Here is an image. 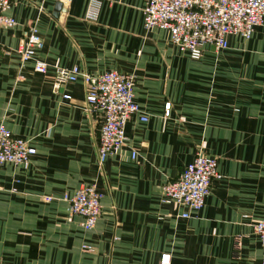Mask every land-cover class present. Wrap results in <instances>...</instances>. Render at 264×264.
Instances as JSON below:
<instances>
[{
	"label": "crops",
	"instance_id": "crops-1",
	"mask_svg": "<svg viewBox=\"0 0 264 264\" xmlns=\"http://www.w3.org/2000/svg\"><path fill=\"white\" fill-rule=\"evenodd\" d=\"M58 1L11 0L17 24L0 28V123L36 148L28 167L0 168V262L159 264L168 253L169 264H261L253 224L264 211V25L193 58L166 29L144 27L146 0H100L94 19L89 0L56 15ZM30 25L44 39L37 56L47 73L17 52ZM74 65L133 74L147 117L127 120L122 147L102 163L85 82L54 86L56 68ZM198 152L217 157L221 177L182 217L162 185ZM88 183L101 193L90 229L66 197Z\"/></svg>",
	"mask_w": 264,
	"mask_h": 264
},
{
	"label": "built area",
	"instance_id": "built-area-1",
	"mask_svg": "<svg viewBox=\"0 0 264 264\" xmlns=\"http://www.w3.org/2000/svg\"><path fill=\"white\" fill-rule=\"evenodd\" d=\"M61 1L64 6L72 2ZM99 4L100 0H89L87 17L96 18ZM10 6L11 0H0V28L2 25L17 24V20L8 13ZM142 15L145 28L157 26L166 29L172 44L197 58L206 44L215 50L227 48L231 34L250 38L256 26L264 25V0H146ZM43 47L44 39L37 27L30 25L17 47L22 64L32 61L36 71L47 73L49 63L37 56ZM134 77L116 69L90 72L77 65L56 68L54 86L57 89H63L67 82L79 78L85 82L87 108L101 118L97 143L100 163L120 150L126 138L125 123L132 115L141 120L147 118L133 97ZM63 96L70 98L71 94L63 92ZM164 109L165 115H168L169 102L165 103ZM35 152L36 148L29 139L0 123V168L6 162L28 167ZM220 177L217 157L198 152L182 166L176 177L163 183L162 189L167 198L186 208L180 216L188 217L190 211H198L203 206L212 181ZM66 197L70 212L82 217L86 229L92 228L101 212V193L97 186L94 183L84 184ZM253 232L258 237L261 264H264V211L254 222ZM159 264H169L168 253L161 254Z\"/></svg>",
	"mask_w": 264,
	"mask_h": 264
},
{
	"label": "water",
	"instance_id": "water-1",
	"mask_svg": "<svg viewBox=\"0 0 264 264\" xmlns=\"http://www.w3.org/2000/svg\"><path fill=\"white\" fill-rule=\"evenodd\" d=\"M62 8H63V3H62L61 0H59L56 3V5H55V13H56V15H58L61 12Z\"/></svg>",
	"mask_w": 264,
	"mask_h": 264
}]
</instances>
